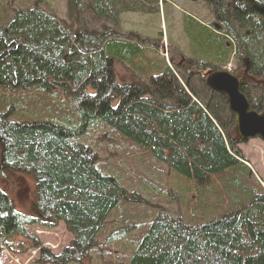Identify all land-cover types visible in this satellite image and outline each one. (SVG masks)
I'll list each match as a JSON object with an SVG mask.
<instances>
[{
    "label": "trees",
    "instance_id": "16d2710c",
    "mask_svg": "<svg viewBox=\"0 0 264 264\" xmlns=\"http://www.w3.org/2000/svg\"><path fill=\"white\" fill-rule=\"evenodd\" d=\"M64 1L59 20L42 4L18 14L0 0V243L61 222L70 244L58 255L38 251L37 262L82 264L115 243L123 253L113 263L109 248V264H264V188L231 134L225 98L202 74L231 55L238 69L246 59L251 77L240 92L262 111L264 0H188L195 7L183 11V32L188 24L200 54L169 64L150 60V39L133 45L110 26L121 14L157 13L166 0ZM126 156L182 181L183 204L172 187L155 196L135 179L130 189L118 167ZM17 178L35 189L33 217L17 213L3 189Z\"/></svg>",
    "mask_w": 264,
    "mask_h": 264
},
{
    "label": "rangeland",
    "instance_id": "374dc122",
    "mask_svg": "<svg viewBox=\"0 0 264 264\" xmlns=\"http://www.w3.org/2000/svg\"><path fill=\"white\" fill-rule=\"evenodd\" d=\"M1 1H6V3L9 4L19 0ZM22 1L27 2L31 0H21L20 3H22ZM166 1L167 3H165V6L163 4H158V10L160 12L153 16L148 15V17H145L140 13L123 14L121 17V25L123 26V29H125L126 33L134 31L135 29L136 32H139L147 39H150V41L156 45V49H154L155 51L151 52L155 54L154 59H158L157 57L164 59L167 58L166 60L168 61L170 56L173 55L175 56V60H177L179 63L181 59H183L182 55L186 57H191L192 54L199 56L200 53H196L195 44L190 38V35H192V30L187 24L188 35L183 32L182 25L183 11L190 10L194 5H191L188 0ZM41 2L42 5L49 11L52 13L54 11L56 17L59 20L65 18L64 0H41ZM197 12L207 17L206 12L201 13L200 6L197 7ZM202 18V16L199 17V19ZM142 22L145 24H150V26L142 27V29ZM160 32L161 34L159 35ZM177 54L179 55L177 56ZM229 58V66L225 67L224 69L227 71L229 70V72L234 71L238 76H242L244 65H242V68L238 69L234 56L231 55ZM119 68L123 71L121 67ZM204 73L205 71L202 74ZM124 74L125 73H122L120 76H123ZM125 77L126 81L128 82H136V78L132 79L128 73L125 74ZM118 82L123 83V80L118 79ZM231 134L233 137H235L234 126ZM239 143L240 145L238 147L241 150V154L249 163L257 181H259L264 188V142L261 139L253 138ZM104 165L108 164L104 162ZM118 165V167L121 169L122 181H124L130 189L136 190L139 186L138 182L134 181L135 179L137 181L141 179L145 180L144 183L148 187L153 188L155 196L159 195L164 188L172 187V197L179 201L180 206L183 204V201L186 198L185 191H181V195L176 192V187L180 186L182 181L177 180L175 176L171 174L166 176L165 171L163 170L164 167H162L160 164L153 163L150 160L142 157H137L133 160L126 156V161H123L121 158L118 161ZM3 189L10 198L11 203L13 204V209L17 213L24 216H31L32 203L35 202V195L33 196L32 203L30 200H27L25 203H23L25 201V197L28 196L32 190L31 181L29 179L24 180L17 178L13 181H7L3 184ZM18 203H23L20 209L15 207ZM25 231L28 240L17 239L19 238L17 237L10 243L7 249L3 246V248L1 247L0 264H51L50 262H46V260L37 262L38 251L46 249V254L58 255L60 254L59 252L61 249L65 246H68L71 242V236L61 224L51 227L45 225H32L25 228ZM31 242L37 243V247L31 248ZM112 242L114 243V241ZM103 247H96L97 249L95 248L93 251L94 254L85 259L82 264H109V248L113 250V256H115L113 257L112 262L115 263L119 261V259L116 257H121L123 251L120 250L118 245L114 243V245H110L109 248L107 246L106 248ZM72 264L77 263L73 261Z\"/></svg>",
    "mask_w": 264,
    "mask_h": 264
},
{
    "label": "water",
    "instance_id": "95a60500",
    "mask_svg": "<svg viewBox=\"0 0 264 264\" xmlns=\"http://www.w3.org/2000/svg\"><path fill=\"white\" fill-rule=\"evenodd\" d=\"M245 63L247 65L246 61ZM246 77L247 67L241 80L225 70H220L209 75L207 85L225 96L229 110L235 116V131L238 138L259 136L264 141V110L262 113L252 111L239 91L246 84Z\"/></svg>",
    "mask_w": 264,
    "mask_h": 264
},
{
    "label": "bare ground",
    "instance_id": "6f19581e",
    "mask_svg": "<svg viewBox=\"0 0 264 264\" xmlns=\"http://www.w3.org/2000/svg\"><path fill=\"white\" fill-rule=\"evenodd\" d=\"M21 2V0H19V1H15V2H12V3H9V6L11 7V9H13L14 11H16L18 14H20V13H23L24 11V9L26 8V7H29L28 6V4H30V3H33V2H35V4H42V2H41V0H31V1H27V2H23L22 1V3H20ZM164 6H165V4H163ZM46 8V7H45ZM47 9V8H46ZM25 10H28V9H25ZM48 10V9H47ZM49 11V10H48ZM53 11V10H52ZM51 12V11H50ZM160 11L158 10V12L157 13H153V12H147V13H142V15H144L145 17H148V15H156V14H158ZM52 13V12H51ZM53 16L56 18V19H58L57 17H56V14H55V12L53 11ZM122 15L123 14H121L120 16H119V18H118V20H117V23L116 24H113V25H110L111 26V28H113L114 29V31L116 32V34L119 36V37H121V39L122 40H124V41H128V42H130L131 44H133V45H137V43L139 42V40L141 39V37L143 38L144 36L141 34V33H139V32H136V30L134 29V31H131V32H125V29H123V26L121 25V17H122ZM150 26V24H145L144 22H142V24H141V28L142 27H149ZM143 29V28H142ZM129 30H131V29H129ZM127 31V30H126ZM142 40V39H141ZM143 41V40H142ZM143 45H146V42L144 41L143 42ZM140 48H142V49H144V50H146L147 48H145L144 46V48L143 47H141V46H139ZM153 50H147V55H148V57L150 58V60H154V56H155V54H153V53H151ZM150 55V56H149ZM189 65H191L190 63H189ZM242 79H243V76L241 77ZM245 82H247V78L245 79ZM199 95H201V96H203V93L202 92H200V94ZM196 97V96H195ZM226 126H229L228 124H226ZM65 132V136H68L69 134H68V132L67 131H64ZM224 140L225 141H227L225 138H224ZM114 162H115V160H110V161H107V164H108V168H110V169H113V166H114Z\"/></svg>",
    "mask_w": 264,
    "mask_h": 264
}]
</instances>
